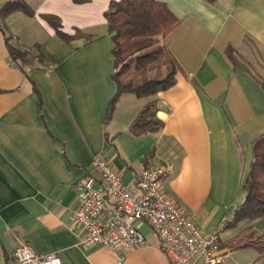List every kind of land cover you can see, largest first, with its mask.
Listing matches in <instances>:
<instances>
[{
  "label": "crops",
  "instance_id": "0c3cea01",
  "mask_svg": "<svg viewBox=\"0 0 264 264\" xmlns=\"http://www.w3.org/2000/svg\"><path fill=\"white\" fill-rule=\"evenodd\" d=\"M21 1L33 15L13 12L6 28L47 62L21 70L0 31V264H15L20 245L56 253L61 264H169L155 234L126 249L81 246L72 213L96 155L127 184L141 167L171 164L165 192L203 234L220 227L216 238L229 242L237 232L224 224L244 200L251 145L264 135V0H157L179 22L162 40L178 71L156 97L162 128L145 133L134 128L143 99L122 95L108 113L115 84L104 12L111 0ZM44 15L58 17L73 38L60 39ZM255 228L264 231V218ZM249 249L222 250L220 264H264L257 254H235Z\"/></svg>",
  "mask_w": 264,
  "mask_h": 264
},
{
  "label": "trees",
  "instance_id": "16d2710c",
  "mask_svg": "<svg viewBox=\"0 0 264 264\" xmlns=\"http://www.w3.org/2000/svg\"><path fill=\"white\" fill-rule=\"evenodd\" d=\"M80 2L81 0H73ZM213 4L216 0H203ZM32 16V9L21 0H12L0 6V31L3 33L9 61L23 70L35 62H47L37 47H25L16 43L5 24L13 12ZM45 21L56 35L70 41L73 36L61 30L58 17L44 15ZM107 34L112 41L111 80L115 93L108 103L110 114L118 98L132 94L145 101L134 122L139 133L155 132L163 123L156 117L157 94L174 85L178 66L162 40L179 24L165 3L157 0H111L104 12ZM231 63L239 65L228 46L225 51ZM264 91V82H260ZM241 188L244 200L231 212L224 229L236 230V235L227 243L216 238L220 255L222 250L253 249L257 260L264 262V231L255 228V223L264 218V135L257 137L251 145V161L243 178ZM14 259V258H13Z\"/></svg>",
  "mask_w": 264,
  "mask_h": 264
},
{
  "label": "built area",
  "instance_id": "2783aa9c",
  "mask_svg": "<svg viewBox=\"0 0 264 264\" xmlns=\"http://www.w3.org/2000/svg\"><path fill=\"white\" fill-rule=\"evenodd\" d=\"M171 171L168 163L141 167L127 184L99 155L94 156L72 213L74 228L83 233L81 246L111 250L141 246L145 242L141 229L146 226L158 238L169 264H192L198 256L205 264H220L216 243L220 227L205 235L179 210L163 186ZM13 258L15 264H61L56 253L37 255L27 245L17 247Z\"/></svg>",
  "mask_w": 264,
  "mask_h": 264
},
{
  "label": "rangeland",
  "instance_id": "374dc122",
  "mask_svg": "<svg viewBox=\"0 0 264 264\" xmlns=\"http://www.w3.org/2000/svg\"><path fill=\"white\" fill-rule=\"evenodd\" d=\"M142 231H143V233L144 234H154L148 227H144L143 229H142ZM235 254H240V256H243V258L244 259H247V258H252V260L253 259H255V257H256V252L254 251V250H247V251H244V252H235Z\"/></svg>",
  "mask_w": 264,
  "mask_h": 264
}]
</instances>
